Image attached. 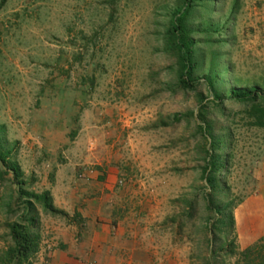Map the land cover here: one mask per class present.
I'll return each instance as SVG.
<instances>
[{
    "label": "rangeland",
    "instance_id": "374dc122",
    "mask_svg": "<svg viewBox=\"0 0 264 264\" xmlns=\"http://www.w3.org/2000/svg\"><path fill=\"white\" fill-rule=\"evenodd\" d=\"M184 4L0 0V144L22 173L0 164V264L27 202L33 264H244L264 129L229 97L264 93V0L192 4L191 89L166 36Z\"/></svg>",
    "mask_w": 264,
    "mask_h": 264
},
{
    "label": "trees",
    "instance_id": "16d2710c",
    "mask_svg": "<svg viewBox=\"0 0 264 264\" xmlns=\"http://www.w3.org/2000/svg\"><path fill=\"white\" fill-rule=\"evenodd\" d=\"M6 0H1L3 4ZM197 0H185V4L175 10L171 16L168 28L167 38L169 47H173L177 53L180 62V79L179 86L183 89L193 88V74L195 64L192 58L193 42L189 39L185 32V20L189 14L190 8ZM208 88L213 92L214 83L207 78H204ZM236 103L243 105V113L249 120V125L257 128L264 129V93L259 90H244V89H231L230 97ZM213 102H220V98L214 95ZM216 145H219L216 144ZM11 152L3 151L0 144V164L6 169V172H11L12 177L18 184L22 185V173L18 165L11 161ZM20 194L21 190L18 191ZM45 212L52 211V205L49 199V193L44 192L39 197ZM31 203H26L27 213L23 220L27 222L15 223L10 227V237L14 243L5 255L4 264H33V258L38 251L39 241L36 234L31 229L34 225V219L30 215ZM77 215V214H76ZM232 246V243L230 244ZM233 254V251H230ZM239 260L244 264H254L257 260L258 264H264V236L259 238L254 244L248 246L244 250L237 253Z\"/></svg>",
    "mask_w": 264,
    "mask_h": 264
},
{
    "label": "crops",
    "instance_id": "0c3cea01",
    "mask_svg": "<svg viewBox=\"0 0 264 264\" xmlns=\"http://www.w3.org/2000/svg\"><path fill=\"white\" fill-rule=\"evenodd\" d=\"M259 205V206H258ZM258 205L252 206L251 210L252 213H256V210L259 209L260 214L262 215V221L260 224L253 226L254 229H252V232H249L251 236V241L245 244L248 246L249 244L253 243L255 240L258 238H261L264 236V191H262V194L260 195V200ZM56 264H66V263H61L60 261L56 262Z\"/></svg>",
    "mask_w": 264,
    "mask_h": 264
}]
</instances>
